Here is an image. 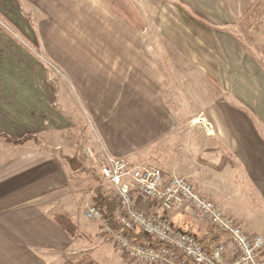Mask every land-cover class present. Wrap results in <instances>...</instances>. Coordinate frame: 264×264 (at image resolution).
Here are the masks:
<instances>
[{
	"label": "crops",
	"instance_id": "1",
	"mask_svg": "<svg viewBox=\"0 0 264 264\" xmlns=\"http://www.w3.org/2000/svg\"><path fill=\"white\" fill-rule=\"evenodd\" d=\"M181 1L188 11L172 4L167 12H158L161 42L154 48L102 0H0V133L34 135L41 142L13 145L0 139V264H76L86 255L100 264L130 259L102 235L99 223L88 222L85 200L73 210L82 190H77L54 138L70 127L69 113L81 110L79 105L72 109V93L50 71L49 61L67 72L80 109L106 112L114 107L124 113L116 143L106 132L102 136L113 157L131 161L139 149L142 161H157L163 139L136 149L128 136L120 137L126 120L128 132L139 128L135 124L140 120L157 130L173 128L179 131L169 143L174 152L183 147L188 154L195 151L194 158L206 166L236 170L239 181L264 203V0ZM166 43L173 56L162 58L160 48ZM172 81H186L190 96H203L196 116L174 119L178 110L167 100L170 88L177 91ZM166 114L173 122L159 121ZM183 167L175 161L165 169L188 177L203 192L202 179ZM102 187L104 197L117 204L113 188ZM206 189L205 196L213 199ZM136 202L145 211L159 212L141 197ZM54 213L68 217L69 226ZM173 218L197 235L206 232L189 212ZM91 224L99 227L94 236ZM83 236L94 244H83Z\"/></svg>",
	"mask_w": 264,
	"mask_h": 264
},
{
	"label": "rangeland",
	"instance_id": "2",
	"mask_svg": "<svg viewBox=\"0 0 264 264\" xmlns=\"http://www.w3.org/2000/svg\"><path fill=\"white\" fill-rule=\"evenodd\" d=\"M122 1L130 11L131 18L133 20V23L135 24V26H132L139 29L140 33L144 34V36L148 38L149 43L154 48H156L157 45L161 42H158V40H160V34L157 33L156 30L159 23L158 12H167L168 8H170V5L172 4L176 5L182 10L184 9L188 11V8L185 4H183L181 0ZM192 17L197 21H200L199 19H201L200 17L196 16V14ZM3 23L5 26L13 29V27L7 22ZM15 33L17 37L28 47H30L34 51H38V48L35 47L31 42H29V40H27V37H25L24 33L20 31H16ZM139 39L142 40V38L140 37ZM105 50L106 49H102V52H106ZM160 54L162 58L167 56L171 57L173 56V48L168 46V44L166 43L164 48H160ZM44 59L46 60V58ZM47 65L49 66L50 71H52L55 76H60L63 79L64 84L67 85L69 94L72 93L71 97L69 98L70 105L74 103L72 105V109H75L77 107L76 105H79L78 108L79 110H81L69 113L70 127L66 132L58 134L54 138V140L57 143L56 145L58 147V151H60L70 169V172H72V179L76 184L77 190H82L80 197L78 195V202L76 203V201L73 202L72 200L69 202V204H72L73 202V210L75 212L77 207L82 204V200H85L86 204L88 205L85 209L86 211L89 207L96 204L92 199L94 188L96 186H103V180L99 178V176L94 172V160L97 157L95 164L99 165L104 163L108 157L112 156L108 148L106 147L102 136L104 132H106V138H109L111 139V141H113V143H116L117 138H119L118 132H120V129L118 130L116 129V127L118 126V122L121 121L122 118H124V113H116V111L114 112V107L108 109L106 112H100L98 110L96 112H92L87 106H85V108L83 109H80L81 104L79 103V97L76 96L78 94L75 90L72 89L73 85L67 75V72L64 71L55 62L49 61L47 62ZM83 74L87 79L88 72L84 71ZM172 82L173 84H175L177 91H175L173 87L170 88L167 100L169 101L170 105H172V107L176 106L175 109L178 110L174 113V119L187 120L189 119V116L193 117V114L197 115L198 111H200V108H202L203 106V96H190L187 89L188 82L186 81ZM122 91H124V89H122ZM127 116L128 114H126V119ZM172 120L173 118L168 114H166V118L164 117L159 119L160 122H166V124H168V121L173 122ZM200 120L201 119H198L199 122ZM145 123L146 122H144L143 120H140L137 125L135 124V126L139 128L133 130L132 133L128 132L129 128L127 127H129V124L126 120L123 125L124 127L121 129L122 134L120 135V137L128 136V142H131L129 144H135L136 149L141 148L140 145L144 142L152 141L158 137V140L163 139L159 143L158 151L155 154V156H157V161H142L141 153L138 149L134 151V155L133 157H131L132 159L129 158L132 165L148 164L160 169L166 176H172L170 173H168V171H166V169L168 170V168L171 167L175 161L177 164L178 162H180V164H184V167L181 169L186 172H191L194 176H199L202 179L204 185V188H201L202 191L206 193V191H208V189L206 188H209V193L210 195H212L211 198L215 200L217 199L222 202L221 209L224 212L242 221L243 227L248 233H259V235H262L264 237V203L261 204L258 199H255V197H253L248 184L239 181L241 178L240 176H238V172H236V170L232 171L226 168L225 170L220 171V168L213 169L210 166H206L205 164L197 161L194 158L196 156L195 151H193L194 153L191 152L192 154H188V151H185L183 147H180L179 151L174 152L172 144L169 143H172V139L178 137V135L176 134L179 131L177 130V132L174 133L175 129L171 128V130H169V127L157 130L155 127H152L151 124L146 125ZM202 129L204 130V128ZM114 133L116 136L114 135ZM46 143L51 144L50 137L46 139ZM161 143L167 144L166 146H162ZM89 149L93 150L94 158H91L89 156ZM158 162H160V164H158ZM180 176L185 177L184 175ZM185 178L190 180L188 177ZM203 192L202 194H204ZM53 215H56V213H54ZM56 217L64 225L69 226L70 223L67 219L68 217L59 215H56ZM89 221L90 220H88V222ZM89 226L91 228L95 227L92 233V235L94 236L96 234L94 232H98L99 227L96 224H91ZM204 226L205 228H207L206 225ZM104 234L102 233V235ZM81 239L83 241V244H94L93 239H89L84 236ZM105 262L108 263L107 261ZM126 264L146 263H142L134 259H129Z\"/></svg>",
	"mask_w": 264,
	"mask_h": 264
},
{
	"label": "built area",
	"instance_id": "3",
	"mask_svg": "<svg viewBox=\"0 0 264 264\" xmlns=\"http://www.w3.org/2000/svg\"><path fill=\"white\" fill-rule=\"evenodd\" d=\"M88 154L94 158L92 149ZM96 158L94 172L103 185L113 188L115 196L111 197L118 209L115 219L122 230L109 227L98 205L89 207L85 217L99 223L102 233L128 258L146 264H264V237L248 233L187 178L166 176L148 164L132 165L127 158L111 156L99 165ZM137 197L158 206L159 212L140 208ZM185 212L200 226L206 225L204 234L175 222L173 216Z\"/></svg>",
	"mask_w": 264,
	"mask_h": 264
},
{
	"label": "trees",
	"instance_id": "4",
	"mask_svg": "<svg viewBox=\"0 0 264 264\" xmlns=\"http://www.w3.org/2000/svg\"><path fill=\"white\" fill-rule=\"evenodd\" d=\"M102 1H104L118 14H120L123 18H125L128 22H130L132 25L135 26L130 15V11L122 0H102ZM0 139H4V141L13 145H23L28 141H34L37 144H41L40 140L34 135H24L20 138H17L5 133H0ZM223 160L225 161V157L223 158ZM94 201L106 214L108 218L109 227L114 231H121L122 226L115 219L117 215V204L113 200L104 197L101 186L95 189ZM216 238L217 236H214V239ZM76 264H100V263L94 260L92 257L86 255L80 258Z\"/></svg>",
	"mask_w": 264,
	"mask_h": 264
}]
</instances>
